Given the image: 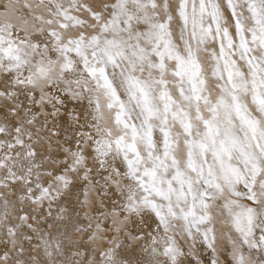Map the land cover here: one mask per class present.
Masks as SVG:
<instances>
[{
    "label": "snow or ice",
    "instance_id": "obj_1",
    "mask_svg": "<svg viewBox=\"0 0 264 264\" xmlns=\"http://www.w3.org/2000/svg\"><path fill=\"white\" fill-rule=\"evenodd\" d=\"M17 2L0 264H264V0Z\"/></svg>",
    "mask_w": 264,
    "mask_h": 264
},
{
    "label": "bare ground",
    "instance_id": "obj_2",
    "mask_svg": "<svg viewBox=\"0 0 264 264\" xmlns=\"http://www.w3.org/2000/svg\"><path fill=\"white\" fill-rule=\"evenodd\" d=\"M28 2L32 3L33 5H35L37 3V0H28ZM87 2L98 4L99 0H93V1L87 0ZM220 2L223 3V0H220ZM23 3H24V0H18V2L16 3V7L18 9H20L21 13L26 14L27 13V9H23L22 8V4ZM0 19H2V17H0ZM101 183H102V181H101ZM74 193L75 194L70 198L71 203H69L67 201L62 202V206L63 207L68 208L70 210L72 208H74V207H76V208L79 207L76 197L79 196L80 199H83V190H82V188L77 187L76 189H74ZM92 195L95 196V193H92ZM97 200H99V197H97ZM105 202L110 204V201H108V200H106ZM53 210L55 211V206H54ZM223 219H224L223 217L217 216V220H216V223H215V227H216V230H217L216 235H217V238H218V245L226 244V238H225L224 234L229 231V225L223 223L222 222ZM2 235H3V233H2V231H0V236H2ZM3 250H4V245H3V243H0V251H3ZM12 254L14 255V253H12ZM208 258H209L208 257V253H207V251H205L204 252L205 264H207Z\"/></svg>",
    "mask_w": 264,
    "mask_h": 264
},
{
    "label": "rangeland",
    "instance_id": "obj_3",
    "mask_svg": "<svg viewBox=\"0 0 264 264\" xmlns=\"http://www.w3.org/2000/svg\"><path fill=\"white\" fill-rule=\"evenodd\" d=\"M90 1H93V0H90Z\"/></svg>",
    "mask_w": 264,
    "mask_h": 264
}]
</instances>
